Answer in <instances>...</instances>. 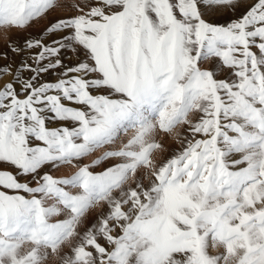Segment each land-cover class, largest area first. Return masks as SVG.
<instances>
[{
    "label": "snow or ice",
    "instance_id": "6c2138e0",
    "mask_svg": "<svg viewBox=\"0 0 264 264\" xmlns=\"http://www.w3.org/2000/svg\"><path fill=\"white\" fill-rule=\"evenodd\" d=\"M0 28V264H264V0H0Z\"/></svg>",
    "mask_w": 264,
    "mask_h": 264
},
{
    "label": "rangeland",
    "instance_id": "374dc122",
    "mask_svg": "<svg viewBox=\"0 0 264 264\" xmlns=\"http://www.w3.org/2000/svg\"><path fill=\"white\" fill-rule=\"evenodd\" d=\"M70 3H75L76 0H69ZM62 11H66V9H62ZM45 21H40V24L36 27H42ZM34 31V30H33ZM22 33H17L14 30L9 31L7 29L0 28V49H3L5 47V44L8 39H15L17 36H22ZM5 80L10 79V77H4ZM49 79H52V77H49ZM2 82V81H0ZM131 131L129 132V135H131ZM159 140H161L166 147L174 148L176 147L175 142L170 138L167 137L164 133H160L157 137ZM96 155H99V151L96 153ZM87 162V161H86ZM75 169L71 166H65L62 167L60 172L56 173V175H64V174H71ZM97 171L101 170L99 167L96 169ZM215 251V250H213ZM46 264H60V258L58 256H55V254H51L49 258L46 260Z\"/></svg>",
    "mask_w": 264,
    "mask_h": 264
},
{
    "label": "bare ground",
    "instance_id": "6f19581e",
    "mask_svg": "<svg viewBox=\"0 0 264 264\" xmlns=\"http://www.w3.org/2000/svg\"><path fill=\"white\" fill-rule=\"evenodd\" d=\"M56 256V255H55Z\"/></svg>",
    "mask_w": 264,
    "mask_h": 264
}]
</instances>
